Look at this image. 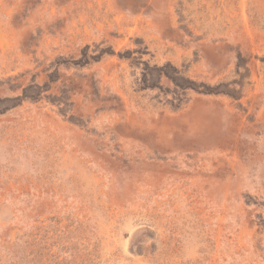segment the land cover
<instances>
[{
    "label": "rangeland",
    "instance_id": "rangeland-1",
    "mask_svg": "<svg viewBox=\"0 0 264 264\" xmlns=\"http://www.w3.org/2000/svg\"><path fill=\"white\" fill-rule=\"evenodd\" d=\"M173 1L0 0V264H264V0Z\"/></svg>",
    "mask_w": 264,
    "mask_h": 264
},
{
    "label": "built area",
    "instance_id": "built-area-1",
    "mask_svg": "<svg viewBox=\"0 0 264 264\" xmlns=\"http://www.w3.org/2000/svg\"><path fill=\"white\" fill-rule=\"evenodd\" d=\"M249 3V0H188L174 17L190 21L188 27L197 35L213 39L227 34L233 25H246L251 12Z\"/></svg>",
    "mask_w": 264,
    "mask_h": 264
},
{
    "label": "crops",
    "instance_id": "crops-1",
    "mask_svg": "<svg viewBox=\"0 0 264 264\" xmlns=\"http://www.w3.org/2000/svg\"><path fill=\"white\" fill-rule=\"evenodd\" d=\"M186 1H187V0H186ZM173 2H174V6L177 7V6H178L177 0H176V1H173ZM173 2H172V3H173ZM176 7H175V8H176ZM171 8H172V7H171ZM173 11H174V9H173ZM170 12H172V11L170 10Z\"/></svg>",
    "mask_w": 264,
    "mask_h": 264
}]
</instances>
